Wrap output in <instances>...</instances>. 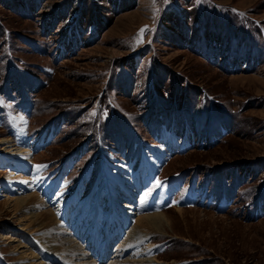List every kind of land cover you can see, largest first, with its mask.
<instances>
[{"label":"rangeland","instance_id":"1","mask_svg":"<svg viewBox=\"0 0 264 264\" xmlns=\"http://www.w3.org/2000/svg\"><path fill=\"white\" fill-rule=\"evenodd\" d=\"M0 139L1 264H264V0H0ZM32 193L85 258L47 251Z\"/></svg>","mask_w":264,"mask_h":264},{"label":"bare ground","instance_id":"2","mask_svg":"<svg viewBox=\"0 0 264 264\" xmlns=\"http://www.w3.org/2000/svg\"><path fill=\"white\" fill-rule=\"evenodd\" d=\"M0 145L3 146V150H6V148H9V140L8 139H0ZM0 151L1 148H0ZM20 153H23L21 151H14L13 149H9L5 152L4 155H0V166H8L10 168H13L14 163L12 162V159L19 155ZM30 160L29 154H25V156L22 157V162H27ZM120 174L113 173V175H108L109 181L111 182V186H119L121 190L123 191L122 195L119 196H113L112 199H116V197H120L121 199H129L130 201L134 198V195L137 194V187H135V190L133 187H129V185H126V177H120L118 176ZM20 180L23 182V186H27V178H21ZM26 184V185H24ZM21 186V185H19ZM10 190H16L14 185L10 186ZM24 188V187H23ZM114 187H111L113 190ZM110 189V190H111ZM111 190V191H112ZM18 191V190H16ZM112 197V196H110ZM118 199V202H122V200ZM36 194L32 193L24 198H16L15 204L19 206L20 210L24 211L28 217V222L32 225V227L35 229L36 233L39 235V239L44 243L45 247L47 248V251H50L51 253L57 254V257H60L62 255L65 257L66 262H73L75 260H80L85 258V254L81 253L79 251V246L75 242H73L71 239L67 237V232L61 222H59L56 217L58 216L50 211L43 203ZM161 203H158V205L155 204V207H159ZM110 204V203H109ZM113 204V203H111ZM129 205H121L122 209L129 208ZM131 208V207H130ZM63 222V221H62ZM96 222V221H95ZM167 223L165 220L164 214H154V215H142L136 219V224L127 232L126 237L123 242V247H118L117 251L119 254H124L125 250L129 248L130 246L139 243L140 240L146 239V237L152 235L151 231L157 230L160 226H163ZM29 224V226H30ZM108 224L110 225V222L108 220ZM94 227V226H93ZM21 229H24V225L21 226ZM115 230V229H114ZM113 230V231H114ZM94 231V230H93ZM103 232V231H102ZM112 232V231H109ZM107 231V233H109ZM115 233V232H114ZM118 233V232H117ZM156 233V232H155ZM117 234L116 236H118ZM111 236V235H110ZM108 236V237H110ZM113 237H111V241L116 237L112 234ZM108 244V247L111 245V242ZM114 241V240H113ZM102 242V241H101ZM107 248V245H105ZM20 248H24V246H21ZM133 248H131L132 250ZM27 251V250H26ZM26 251L21 252V256H19V263L18 264H43V263H36L35 261L38 260L37 256L32 253H26ZM29 252V251H28ZM102 253V251H100ZM137 253V252H135ZM143 252L139 253L142 255ZM120 254V255H121ZM138 255V254H136ZM62 257V258H63ZM61 258V257H60ZM64 259V258H63ZM120 256H118V260L113 262L112 264H157V261L155 259L147 258L145 260H138V261H129L126 260H120ZM1 264V263H0ZM95 264V263H94Z\"/></svg>","mask_w":264,"mask_h":264},{"label":"snow or ice","instance_id":"3","mask_svg":"<svg viewBox=\"0 0 264 264\" xmlns=\"http://www.w3.org/2000/svg\"><path fill=\"white\" fill-rule=\"evenodd\" d=\"M143 31H144V30L142 29V30H141V33H142Z\"/></svg>","mask_w":264,"mask_h":264}]
</instances>
